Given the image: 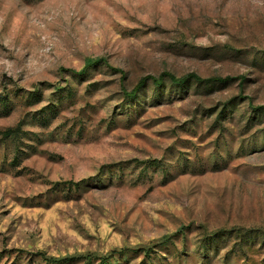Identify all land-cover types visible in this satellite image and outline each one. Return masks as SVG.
I'll use <instances>...</instances> for the list:
<instances>
[{
  "label": "rangeland",
  "instance_id": "374dc122",
  "mask_svg": "<svg viewBox=\"0 0 264 264\" xmlns=\"http://www.w3.org/2000/svg\"><path fill=\"white\" fill-rule=\"evenodd\" d=\"M96 57L108 63L70 71ZM164 73L215 81L165 76L127 99ZM3 94L0 250L264 264L263 242L228 234L264 227V0H0ZM152 159L160 166L143 172ZM69 180L80 189L56 188ZM168 237L175 245L159 247Z\"/></svg>",
  "mask_w": 264,
  "mask_h": 264
},
{
  "label": "trees",
  "instance_id": "16d2710c",
  "mask_svg": "<svg viewBox=\"0 0 264 264\" xmlns=\"http://www.w3.org/2000/svg\"><path fill=\"white\" fill-rule=\"evenodd\" d=\"M108 61L103 58V57H96V58H89L86 60V63L84 65L83 68H81L80 70H74V69H70V71L72 73H74L77 76L83 75L85 73H87V71L98 65V64H107ZM165 76H169L171 82L173 85L175 86H179L185 83H188L189 80L191 79L193 82L195 83H206L207 85L210 84V82L215 81L214 78H201L199 75H197L196 73H189L187 75H184L180 78L175 77L174 75H172L171 73H164L162 74V76H160L159 78L156 77H152V76H144L142 77L138 83L130 90L126 92V97L127 99H130L131 101H137L139 100L138 95L139 92L141 90H143V88L147 85V83L149 82V80L151 81V83H153L155 86H159L162 87L163 83H164V77ZM122 77L124 78V74H122ZM229 78H218V80L220 81H227ZM8 94H3L0 95V106L3 107H7L10 104V99L8 97ZM12 131V129H7L6 131H3L4 133V137H9L10 136V132ZM160 161L159 160H147L146 164L143 168V172L147 171L149 168H153L156 165L160 166ZM164 167V166H163ZM59 182L55 184L56 188L61 191V190H68L69 192H71L72 190H79L80 189V181H66L63 183L62 187H59ZM190 225L188 226H182V228H180V232L181 235L183 237H185L187 228H189ZM252 229H245L242 226H238V227H234L231 228L228 231V234L232 235L235 233V235H238L240 241H241V245L242 246H247L250 241L252 239H257L255 242L257 243H264V227L263 228H257L256 232L254 233ZM260 237V241L258 239V237ZM218 238H219V234L218 231H211L209 233L208 238L205 239V241L202 243V250L200 251V256L203 258L204 254H206L208 252V248H209V243H214L215 246H212L214 249H216V243L218 242ZM171 237H168L167 240H163L161 241V244L159 247H164V248H168V246L171 245H175L173 240H171ZM182 246H186V244L182 245ZM136 251H140L138 248L137 249H120L117 250L115 252H113L112 254L108 255V256H104L101 258L100 263L99 264H120L121 258H124L125 255L128 253H136ZM143 251V257H142V261L145 262H151L153 261L156 257L160 256V254L156 253V251H159L158 249H151L150 247L148 248H144L142 249ZM181 252L177 251L175 252V255L177 254H181L185 251V247H183L182 250H180ZM186 253V252H185ZM127 254V255H128ZM43 257V260H46L47 264H69L72 259H74V257L69 256V257H64V258H52V257H47L43 252H39V253H32L26 249H16V250H12V249H1L0 250V264H25L23 263L26 262L28 264H30L31 262H34L39 260V257ZM208 256V255H207ZM92 259L90 257H88V259L84 262V264H93L92 263Z\"/></svg>",
  "mask_w": 264,
  "mask_h": 264
}]
</instances>
